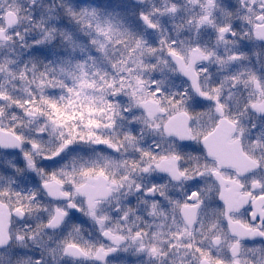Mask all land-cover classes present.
I'll return each instance as SVG.
<instances>
[{"label": "clouds", "instance_id": "1", "mask_svg": "<svg viewBox=\"0 0 264 264\" xmlns=\"http://www.w3.org/2000/svg\"><path fill=\"white\" fill-rule=\"evenodd\" d=\"M169 49L178 55L172 56ZM81 80L95 83V88L83 90L88 97L103 96L117 106L116 127L98 132L119 151L77 142L55 156L62 138L45 117L28 115L30 110L9 100L0 102V264H172L171 249L162 262L138 252V243L131 239L117 243L104 232L129 236L133 219H122L128 207L149 222L156 219L139 203L142 199L157 200L159 209L171 215L168 199L136 190V185L147 189L153 183L164 185L171 199L200 191L205 202L202 218L207 221L218 199L209 171L216 162L203 139L213 129L217 136L229 129L243 152L257 162L241 179L264 182V110L259 107L264 105V0H0V96L21 102L45 96L60 100L67 92L57 81L78 89ZM109 82L121 89L118 96L106 86ZM133 89L137 96L158 100L165 111L148 118L132 98ZM181 111L192 119L177 134L169 130L170 119ZM128 133L134 142L125 138ZM142 151L178 155L177 167L188 179L174 180L154 166L143 172L151 161ZM74 160L111 161L115 166L110 174L129 178L101 201L95 216L64 175L72 171ZM53 175L63 184H55ZM57 190L73 193L72 199L59 197ZM70 203L80 210L71 209ZM57 208L67 215L49 226ZM105 216L108 220L99 223ZM218 226L225 241L235 239L222 219ZM241 243L242 264H264L248 251L264 249V237ZM69 244L89 255L68 249ZM220 249L231 264L227 244Z\"/></svg>", "mask_w": 264, "mask_h": 264}, {"label": "snow or ice", "instance_id": "2", "mask_svg": "<svg viewBox=\"0 0 264 264\" xmlns=\"http://www.w3.org/2000/svg\"><path fill=\"white\" fill-rule=\"evenodd\" d=\"M13 15L9 12V16ZM225 31L227 29H220L222 33ZM169 51L174 57L178 55L174 49H169ZM103 79L104 77H101V80ZM136 82L138 85L143 83L139 78ZM56 83L67 92V96L61 97L60 100L45 96L36 99L30 97L21 102L8 96H0V102L9 100L17 107L30 110L28 115L45 117L52 125L53 131H59L62 138V143L54 153L55 156L60 155L77 142L106 145L114 151H119L117 144L98 132L101 128L116 127L117 106L103 96L88 97L84 93V89L95 88L93 81L81 80L78 89L67 87L59 81ZM106 86L109 89H114L112 95L120 94L121 89L116 87L114 82H109ZM155 95L158 96L159 92H156ZM132 98L139 107L144 109L148 118H153L157 112L165 111L159 107L158 100L137 96L135 89L132 91ZM222 107H218V111H221ZM259 107L264 110V105ZM191 119L190 113L181 111L170 119L171 128L169 130L179 134V130ZM226 122L231 123V121L222 120L221 124ZM125 138L129 142L135 141V137L131 133H128ZM181 138L185 137L181 136ZM16 139L23 141V137L19 135L16 136ZM203 139L208 155L216 162V167L209 171L215 178L216 183L213 185V190L218 198L217 206L211 211L207 221L202 218L205 202L200 191L189 190L182 199H171L167 197L164 185L153 183L147 189L136 185V190L142 191L145 196L152 197L158 194L159 197L168 199L172 214L169 215L160 210L157 200L142 199L139 203L148 206L150 208L148 215L156 219L149 222L136 214V208L128 207L124 210L122 219L125 221H129L130 217L133 219L127 229L129 236L126 237L119 231L113 230L104 232V236L117 243L131 239L133 243H138V252H147L150 258H157L162 262L167 261L168 249H171L175 257L172 264H187L188 260L195 261V264H227L225 257L220 254L222 251L220 246L226 243L232 257L231 264H242L240 253L243 245L241 241L247 242L249 239L264 237V182L253 180L249 184L241 179L252 170L257 162L243 152L240 142L233 138L229 129L225 128L219 136H217V130L213 129L207 132ZM31 143L34 148L39 147L35 141ZM158 151L159 148H157ZM141 155L151 161L148 167L142 168L143 172H149L154 166L158 171L169 174L174 180L188 179L186 172L177 167L176 162L180 159L178 155H157L150 151H142ZM124 163L131 164L133 168L137 167L133 161ZM114 166V162L107 160L104 163L99 161L84 163L74 160L72 171L64 173L72 180L75 194L86 199L93 216H95V209L101 201L111 195L114 189L123 186L124 182L129 179L127 176L117 179L114 174H110L109 169ZM225 169H230L235 174L225 172ZM74 176H79L78 183L72 179ZM51 180L57 185L63 184V181L55 175L51 177ZM55 194L68 200H71L73 196L71 192L59 190ZM69 207L73 210H80L76 203H70ZM0 208H3V205H0ZM16 211L22 212L23 209L17 208ZM66 215L67 212L64 209L57 208L51 217L49 226L61 223ZM3 216V212L0 211V224L3 223ZM220 219L227 225L235 239L224 240L223 229L218 226ZM107 220L106 216L98 218V222L101 224ZM137 225L142 226L137 227ZM120 227L119 224L116 225V228ZM210 233L215 234L210 237ZM205 241H208L207 245L204 243ZM162 245H166V247H162ZM67 248H78L83 256L89 255L85 249L79 248L75 244H69ZM248 251L259 255L264 261V249H248Z\"/></svg>", "mask_w": 264, "mask_h": 264}]
</instances>
